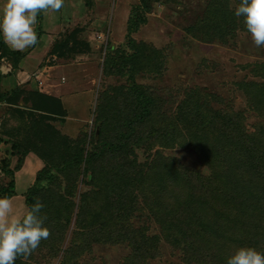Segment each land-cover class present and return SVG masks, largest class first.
Masks as SVG:
<instances>
[{
  "label": "rangeland",
  "instance_id": "obj_1",
  "mask_svg": "<svg viewBox=\"0 0 264 264\" xmlns=\"http://www.w3.org/2000/svg\"><path fill=\"white\" fill-rule=\"evenodd\" d=\"M240 2L110 0L91 94L60 101L64 118L35 112L58 109L26 92L13 107L0 105V187L10 181L5 170L18 167L12 180L21 217L23 192L39 170L61 160L65 141L85 133L89 151L95 107L107 88H122L117 105L134 116L129 150L93 165L120 189L95 202L103 229L73 236V218L60 242L41 241L20 264H129L131 256L133 264H226L240 247L264 254V215H253L264 199H251L264 191V47L235 15ZM135 13L144 23L131 33L126 21ZM110 45L119 51L115 60L105 58ZM39 51L36 63L46 50ZM9 66L2 63L3 74ZM130 86L149 104L142 118L135 119L141 112ZM128 165L127 186L117 178ZM82 177L77 193L90 189ZM75 242L82 246L71 251Z\"/></svg>",
  "mask_w": 264,
  "mask_h": 264
},
{
  "label": "trees",
  "instance_id": "obj_2",
  "mask_svg": "<svg viewBox=\"0 0 264 264\" xmlns=\"http://www.w3.org/2000/svg\"><path fill=\"white\" fill-rule=\"evenodd\" d=\"M135 8L138 7H134L131 10H136ZM143 16H138L135 13L131 18L132 21L126 24V30L131 33L136 32L137 28L144 23ZM37 18L40 20V14ZM38 26L37 36L39 37L41 34L40 22ZM75 47V41L73 39L69 40V37H66L60 41H55L52 44L50 52L59 57H63L67 52H75ZM33 48L34 46L29 47L22 52H12L6 47L0 34V68L2 66V60H5L9 62L12 70H17L19 64ZM106 49L107 53L105 58L108 60H115L119 51L112 45ZM3 78L4 76L0 71V105L13 107L15 105V99L26 92L29 93V95L39 97L47 104L48 102L49 104H54L58 109L55 113H52V111H46L43 108L36 109L35 112H38L42 116L64 118L65 112L59 99L40 93L34 87L26 89L16 86L10 91H5L1 87ZM121 89L122 88L120 87H110L100 95L94 112L96 128L94 133L91 134L92 136H90L92 142L89 144V151L86 149L87 137L85 136V133L74 143L68 144L69 142L65 141L64 143L66 146L61 149V160L57 163H53V165H43L44 167L39 170L35 176L34 184L30 186L25 193L24 200L27 210L35 202L33 199L34 197H40L44 204L41 214L47 216L44 226L47 227L51 233L48 239L42 240L46 244H57L56 242H60L59 239L61 240L63 238L73 218V225L75 226L73 236L80 235V233L81 235H86L87 229L89 230L90 228L94 230L103 229L102 225H96L97 221L102 217V214L100 213L103 212V210H98L99 208L97 209L95 202L98 201L99 197L108 194H117L120 189H117L119 186L113 187L111 181L107 180L105 175L96 173L93 165L98 160L118 157L122 155L124 151L129 150L131 139L134 137L133 133H135V128L132 124V118H134L133 113L127 117L116 102L115 94L120 92ZM126 90L127 92H132L131 96L134 98V101L138 105L137 108L141 112V116H139L135 113L137 110L134 111L136 114L135 119L142 118V116L147 114L146 108L147 105H149L145 99L146 97L138 92V87L130 86L128 89L126 87ZM111 121L115 122L114 128L111 127ZM10 141H12V149L18 151V142H16L15 139H10ZM132 155L133 154L130 152L129 154L126 153L125 156L130 158ZM262 164H264V162H262ZM17 170L18 167L13 170H5L6 175L10 177V181L6 186L0 187V197L14 196L15 184L12 178H14V171ZM122 172L123 175L117 179L121 181L123 180L124 182L122 181V184L128 186L130 181L127 174L128 172L131 174L129 165L128 171L123 168ZM80 176H83L82 178L85 179V186L90 189L77 193V183ZM75 194L79 195L77 206L74 201ZM251 199L256 200L257 202L261 201L264 199V191L259 193L256 192ZM106 208L107 206L104 209ZM261 214L264 215V209H260L259 207L255 208L253 213L254 218L256 217L257 219ZM246 222H249V220ZM246 222L243 223V225H248ZM80 246H82L81 243H73L71 251ZM64 252L69 254V248H66ZM135 259H137L136 256H131L129 264H133ZM15 264H20V258L15 261Z\"/></svg>",
  "mask_w": 264,
  "mask_h": 264
},
{
  "label": "crops",
  "instance_id": "obj_3",
  "mask_svg": "<svg viewBox=\"0 0 264 264\" xmlns=\"http://www.w3.org/2000/svg\"><path fill=\"white\" fill-rule=\"evenodd\" d=\"M5 2L6 0H0V9ZM104 2L108 7L103 5ZM109 2L110 0H64V6L60 11L41 12L40 20L37 18V23L34 25L37 33L40 22L41 34L37 44L26 56L27 59L19 64L17 70H12L9 66L8 72L5 74L0 68L1 74L4 76L1 83L2 89L10 91L16 86L26 89L34 87L40 93L60 101L70 95L86 96L88 93L91 94L97 56L95 52L100 47L102 41L100 38L104 35L101 34L103 33L102 29L106 26L105 23L101 24L105 21V16H101V13L105 12L107 15L110 13V10L108 11ZM0 34L3 39L2 33ZM66 37L75 41V52H67L63 57L51 53L52 44ZM5 45L10 51L17 52L7 44ZM38 50L46 51L43 54V59L37 60L36 63L32 56H35ZM4 61L2 60V63L9 64V62ZM19 170L14 171V174ZM16 184H19L18 181L15 183L14 189L15 193H18ZM13 197V215L22 218L21 215L17 214V208L20 207L22 197L19 195ZM26 212L27 209L22 211L23 216Z\"/></svg>",
  "mask_w": 264,
  "mask_h": 264
},
{
  "label": "clouds",
  "instance_id": "obj_4",
  "mask_svg": "<svg viewBox=\"0 0 264 264\" xmlns=\"http://www.w3.org/2000/svg\"><path fill=\"white\" fill-rule=\"evenodd\" d=\"M64 0H6L0 12V33L4 43L17 51L34 46L38 36L34 29L41 12L60 11ZM257 48L264 47V0H241L235 9ZM102 42V41H101ZM14 197H0V264H15L18 258H28L42 240L50 237L42 215L44 204L34 197L33 205L22 218L13 215ZM226 264H264V254L251 247H240Z\"/></svg>",
  "mask_w": 264,
  "mask_h": 264
}]
</instances>
